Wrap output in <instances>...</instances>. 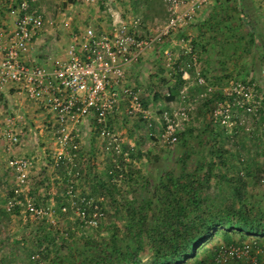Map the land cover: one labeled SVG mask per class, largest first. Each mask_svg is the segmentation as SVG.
Listing matches in <instances>:
<instances>
[{
  "label": "built area",
  "instance_id": "1",
  "mask_svg": "<svg viewBox=\"0 0 264 264\" xmlns=\"http://www.w3.org/2000/svg\"><path fill=\"white\" fill-rule=\"evenodd\" d=\"M15 23L11 28L0 26V88L6 87L18 96L33 101L48 115L53 128L55 145L51 150L52 165L63 159L74 165L81 142L80 125L91 117L102 142V149L111 154L121 152L118 131L110 128L109 119L122 108L126 117L139 114L150 117L148 107L142 104L138 89L127 81L128 68L132 64L149 63V55L180 27L188 25L209 0H161L165 18L153 30L146 26L140 14L134 13L124 0H79L90 13L75 15L71 6L57 8L48 13L33 0H15ZM61 29L66 34L63 47L50 52L42 60L29 56L32 42L44 29ZM179 55L184 60L178 66L181 77L199 86L193 99H189L186 83L175 93L177 105L159 109V139L164 143L177 140L182 123L188 119L200 101L219 91L223 98L215 100L210 118L225 126L233 122L231 109H239L251 116L264 115V103L252 93L247 81L228 79L222 84L208 81L201 73L200 62L189 35L174 40ZM166 63L170 62L168 49L162 50ZM191 68V73L187 70ZM15 119L6 116L0 125V137L9 144L19 142L14 128ZM148 124L149 121L147 122ZM32 156H10L7 166L13 171L15 187L12 196L0 208L14 207L27 212L33 218L50 215V208L35 203L28 194V174L33 166ZM77 174V171L73 172ZM64 194L75 214L89 225L95 226L103 216L102 209L85 197L80 202L73 198V181L68 179ZM90 208L86 211L85 208ZM62 210L65 206L60 207ZM262 247L254 248L247 242L220 244L216 254L198 264H260L257 259ZM33 264H46L35 253Z\"/></svg>",
  "mask_w": 264,
  "mask_h": 264
},
{
  "label": "rangeland",
  "instance_id": "2",
  "mask_svg": "<svg viewBox=\"0 0 264 264\" xmlns=\"http://www.w3.org/2000/svg\"><path fill=\"white\" fill-rule=\"evenodd\" d=\"M14 0H0V9L2 13H6V19L10 16L15 19V10L12 6ZM79 0H33L34 4L43 7L48 13L55 12L57 8L72 7V12L78 15V11L74 12L73 8L78 9ZM129 8L137 14H140L143 18L144 25L153 30L155 25L165 18V10L162 6L161 0H154L153 6L148 8L142 2L138 1L135 4L132 1L124 0L120 5L125 7V2ZM260 0H221L216 7L215 17L217 18L216 24L221 25L225 9L228 6L234 11V14L247 12L251 18V25H260L262 19L258 14L259 4L256 2ZM225 3V4H224ZM82 7V13L78 16L87 15L90 11ZM82 14V15H81ZM261 15V14H260ZM246 18V17H245ZM239 19V16H238ZM254 19V21H253ZM242 23L245 24L244 21ZM249 23V24H250ZM188 25H194L193 23ZM57 30V28H55ZM254 34L260 36L259 30L253 26ZM178 33L174 32L164 40V43L155 49L153 53L149 55V63L142 65L136 63L132 70H130L127 76V81L132 83L139 91L140 97L144 102L142 104L148 107L150 117L146 120L139 114H135L132 117H126L122 108L114 114V123L110 128L118 131L120 136V148L121 152L111 154L109 151L102 149V142L99 137H92L90 144L96 147L93 150V156L82 157L83 151L86 149V141L80 142V148L78 155L73 159L74 165L67 159L62 160V165H52V158L50 156L51 150L54 147V133L52 127H43L40 131V126H35L37 121H34L35 116L30 110L32 106L36 104L30 99L12 93L10 88H0V125L3 118L11 116L15 119L14 128L18 132L19 142L15 144H7L4 139L0 137V203L12 196L13 188L15 187V177L13 171L7 166V160L10 156H32L33 166L28 174V194L32 197L35 203L44 207H49L50 215L43 216L41 218H33L27 212L15 207L17 210H4L0 208V213H3V217L8 215L10 220H7L5 226L0 225V235L8 231L7 247L15 248L13 253L9 256L3 255V247L0 249V263L7 261L15 264H33L31 255L42 251V247L45 243L44 232L46 231V225L51 223L55 228L61 229L66 226L67 221L74 219V209L71 208V215L67 218L60 216V207L65 206L64 202H68L66 195L64 194V188L69 178L73 181L74 195L73 198L80 202V197H85L81 194V191L87 190L90 192V188L98 183L95 181L93 174L98 177H106L105 171L108 169L110 162H114L115 166L118 165L117 158L120 156L125 162L121 165V168H125L126 164H130L132 167L139 169L142 177L138 180L136 185V192L138 195L148 194L155 185L159 173L161 170L171 169L174 173L178 172L179 165L176 161V155L181 151L184 145H188L191 141H194L193 135L198 133L206 134L203 131V125L207 123V126L214 127V131L220 134H229L237 139L249 140L248 135L258 136V141H248V144L255 146L256 149L264 148V115L257 114L251 116L243 113L239 109H231L232 124L230 126L220 125L214 122L210 118V110L212 106L202 107L200 104L189 113V117L182 123V128L179 130L177 140L174 143L161 142L158 136L159 133V109L161 107H173L177 105L175 99V93L178 87H172L171 81L173 80V73L176 68L175 65H180L181 60H178L176 45L174 40L178 37ZM259 41H262L259 39ZM215 46L211 48L213 52L209 55L208 61L201 62L202 56L198 52V49L194 51L200 62V68L204 66L202 75L210 81L212 76H216L217 84H222L228 79H240L247 81L252 89V93L256 96H260L264 103V53L260 56L256 50L259 48L248 47L247 49H237L234 46H228L221 44V38H216L213 41ZM170 43V44H169ZM63 47L60 41L47 46L46 52H56ZM168 49L171 54L169 63H166L162 50ZM231 53H228V50ZM241 51L238 53L235 50ZM235 54V55H234ZM211 55L212 59H211ZM46 55L44 54V57ZM184 56L181 54L179 57ZM208 56V55H207ZM202 57V58H201ZM179 61V62H178ZM203 63H205L203 65ZM177 65V66H178ZM206 67V68H205ZM200 69V70H201ZM191 73V68L187 69ZM213 74V75H212ZM186 85V91L188 98L193 99L196 92L194 89L199 90V86L193 83L192 75L188 78ZM198 92V91H197ZM156 93V94H155ZM168 96V97H167ZM23 108H27L28 111ZM44 115V112L42 113ZM149 121L150 124L147 122ZM134 123V124H133ZM202 128V129H201ZM185 129V130H184ZM184 130V134L181 135L180 131ZM44 138L40 140L39 138ZM84 138V137H83ZM186 141V142H184ZM254 143V144H253ZM84 149V150H83ZM244 150V149H243ZM251 149H246L242 153H248ZM87 153V152H86ZM86 156V155H85ZM192 157H195L194 155ZM259 157V156H258ZM192 160V159H191ZM189 159V162H191ZM60 163V164H61ZM120 167V166H116ZM77 171V174L73 172ZM147 178L145 184L144 179ZM112 181L120 183L119 177H113ZM142 183V184H141ZM264 188V180H263ZM89 185V186H88ZM88 186V187H87ZM53 196V198H52ZM90 200L100 201L101 195L89 194V197H85ZM58 199V201H57ZM62 210V211H64ZM120 222V219H118ZM41 225L43 226L41 228ZM89 225V224H88ZM6 227H8L6 229ZM87 231L91 232L93 226H87ZM101 233H106L102 230ZM4 249V248H3ZM38 257L42 259L39 255ZM44 260V259H42ZM50 264V263H46Z\"/></svg>",
  "mask_w": 264,
  "mask_h": 264
},
{
  "label": "trees",
  "instance_id": "3",
  "mask_svg": "<svg viewBox=\"0 0 264 264\" xmlns=\"http://www.w3.org/2000/svg\"><path fill=\"white\" fill-rule=\"evenodd\" d=\"M138 1L150 8L154 0L132 3ZM177 65L172 87L183 82ZM221 98L219 91L213 92L200 109ZM210 125L205 123L207 133L193 135L195 140L176 155L178 172L161 170L146 195L136 192L139 169L130 164L121 168L125 162L120 156V167L110 162L105 178L94 173L98 183L90 193L101 195L93 203L103 216L91 232L77 214L64 229L48 223L38 255L50 264H198L212 259L220 244L247 241L252 248L262 247L257 259L264 264V148L217 133ZM243 149L252 153L243 154ZM64 203L67 208L59 213L67 218L71 208Z\"/></svg>",
  "mask_w": 264,
  "mask_h": 264
},
{
  "label": "crops",
  "instance_id": "4",
  "mask_svg": "<svg viewBox=\"0 0 264 264\" xmlns=\"http://www.w3.org/2000/svg\"><path fill=\"white\" fill-rule=\"evenodd\" d=\"M220 1L221 0H209L198 11L194 19L189 23V24L193 23L194 25H185L184 27H180L179 29H177V31H175L176 33H178L177 36L179 37L180 35H189L192 39L193 46L195 47V49H198V52L203 57V58L201 57L202 58L201 62L205 61V63L208 61V58L211 52H213L211 48L215 46V43L213 41L216 38H221V44L226 43V45L230 47L231 46L237 47V49L239 47L240 50L247 49L248 47L250 49L252 47L256 48L259 46L256 52L260 53V56H262V54L264 53V0H260V2L258 3L255 1L257 4L260 5V7H258V11H259L258 14H259V17H261L262 21L260 25H253V26H255L257 30H259L260 36L258 34L257 35L254 34L253 32V26L250 23L251 18L249 17L247 13L248 11L245 13L243 12V14L238 13V12L237 14H234V11H232V9L228 6V8L225 9L224 12L222 13L223 18H222V22L220 23L221 25L216 24V22H214V21H217V18L215 17V10H216V7L218 6L217 4ZM1 11L3 10L0 9V26L5 27V28L13 27L15 23V19L13 21L14 17L10 16L9 19H6L5 17L7 14L5 12L2 13ZM80 13L82 12L80 11L79 15ZM238 16H239V19H238ZM15 18H16V14H15ZM242 21H244L245 24L242 23ZM65 36L66 34L61 29H57V30L56 29H44L41 36L37 40L32 42L31 47L28 51V55L35 57L38 60H42L44 58V54L48 55L50 53V52L45 51L47 49V46L55 42L57 43V41H60V43L64 44L66 40ZM259 39H261L262 41H259ZM237 49L235 51L240 53L241 51ZM228 53H231L230 49L228 50ZM212 56L213 55H211V59H212ZM182 59L183 58L181 56L178 58V60H181V61ZM205 63H203V65ZM135 65L137 64H132L128 68L127 70L128 75H129L130 70H132V68ZM202 72H205L204 66L201 69V73ZM215 79H216V76H212V79L210 81L213 83H218L217 80ZM188 80L183 79L182 84L183 83L187 84ZM197 91L198 89L196 88L194 89L193 92H197ZM31 108L32 109H29L30 114L32 113L35 116L34 121L38 122L35 124V126H40L39 128L40 131L42 129V126L52 127L50 126L51 124H49V121H48L49 119L47 117L48 115H45V113L44 115H42L43 111L40 107L35 105V106H32ZM23 109L28 111L27 108H23ZM113 118L114 117H110L109 126H111V124L114 123ZM4 121H5V118H3L2 123ZM80 129H81V141L82 142L86 141L88 143L87 145L83 146L86 149L85 150L83 149L84 151L81 155L82 157H86V158L89 156H93V150L96 147H93L92 144H90V141L92 140V137L95 136V138H97L98 135H97L96 129L94 128L92 118L91 117L86 118L83 121V123H81ZM184 130L183 131L181 130L180 134L182 133L184 134ZM248 136H249L248 141H258L256 139L258 136L256 135H248ZM39 139L44 140V138H42V135H41V138ZM54 145H55V142H54ZM249 151L250 152L249 153L247 152V153L250 155L252 153V150H249ZM81 194L84 195L85 197H89L90 192L89 191L87 192V190H84V191H81ZM1 213H0V225L5 226V223L7 222V220H10L12 218H9L8 215H6V217L5 216L3 217V214ZM7 228L8 227H6V229ZM8 237L9 236H8L7 230L3 233V236L0 235V249L1 247L4 248V249L2 248V250H4L3 255H6V256H9L10 253H13L15 251V248L7 247ZM0 264H15V263L2 262Z\"/></svg>",
  "mask_w": 264,
  "mask_h": 264
}]
</instances>
